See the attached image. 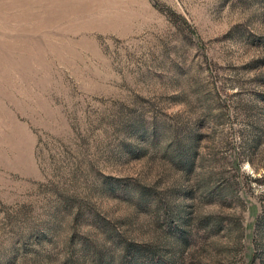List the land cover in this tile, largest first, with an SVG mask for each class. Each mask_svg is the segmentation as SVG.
I'll list each match as a JSON object with an SVG mask.
<instances>
[{
	"label": "rangeland",
	"instance_id": "obj_1",
	"mask_svg": "<svg viewBox=\"0 0 264 264\" xmlns=\"http://www.w3.org/2000/svg\"><path fill=\"white\" fill-rule=\"evenodd\" d=\"M0 264H264V0H0Z\"/></svg>",
	"mask_w": 264,
	"mask_h": 264
}]
</instances>
